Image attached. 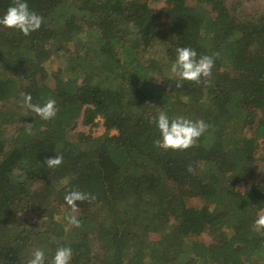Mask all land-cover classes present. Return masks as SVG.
<instances>
[{
    "label": "trees",
    "instance_id": "1",
    "mask_svg": "<svg viewBox=\"0 0 264 264\" xmlns=\"http://www.w3.org/2000/svg\"><path fill=\"white\" fill-rule=\"evenodd\" d=\"M153 1L29 0L39 29L0 26V264H29L37 249L50 264L60 246L71 264H264L253 228L264 211V10L165 0L154 12ZM12 3L0 0V15ZM179 46L213 56L211 75L176 87ZM28 93L54 99L56 116L35 117ZM159 111L209 128L187 149H162ZM80 118L105 131L73 132ZM56 154L63 162L48 167ZM73 189L96 199L73 210Z\"/></svg>",
    "mask_w": 264,
    "mask_h": 264
},
{
    "label": "clouds",
    "instance_id": "2",
    "mask_svg": "<svg viewBox=\"0 0 264 264\" xmlns=\"http://www.w3.org/2000/svg\"><path fill=\"white\" fill-rule=\"evenodd\" d=\"M44 18L32 10L29 0H13L7 10L0 15V26L19 30L24 35L39 29ZM175 60L170 65V72L173 74L175 86L180 87L181 82L199 81L202 77L211 75L214 58L209 55H199L196 49L187 46L176 48ZM23 103L41 119L49 120L56 116L58 111L56 101L48 99L43 104L32 102L31 93L25 94ZM152 122L159 131V138L155 141L156 145L162 149L184 150L192 146L209 128L203 119H189L184 116H170L166 111H159L152 117ZM63 162V156L56 154L46 158V164L50 168L59 166ZM96 197L94 194L80 190H70L66 192L64 201L75 210L77 201H92ZM69 223L79 227L81 221L75 215L68 217ZM253 228L257 232L264 231V215H258L254 220ZM73 250L71 247H57L55 254L51 258L50 264H71ZM29 264H48L45 252L37 249Z\"/></svg>",
    "mask_w": 264,
    "mask_h": 264
},
{
    "label": "rangeland",
    "instance_id": "3",
    "mask_svg": "<svg viewBox=\"0 0 264 264\" xmlns=\"http://www.w3.org/2000/svg\"><path fill=\"white\" fill-rule=\"evenodd\" d=\"M227 4L230 8H235L237 11H239L242 14L251 13L253 12L252 10H255V9L264 10V0H227ZM164 5H165V0H154L151 3V8L153 9L154 12H158L159 10L163 8ZM161 28L165 32L170 31L172 29L171 19L168 17L166 18L164 17L161 23ZM98 120L100 121V123L96 126L91 127V126L83 124L82 119L80 118L73 132L90 133L95 136L101 135L105 131V129H104L101 119H98ZM263 151H264V144H263ZM259 170L262 174H264V159L263 161L260 162ZM188 202L192 206L193 205L198 206V207L201 206V203L195 200L194 198H189ZM261 214L264 215V211H262ZM29 225L31 226L32 224L29 223ZM156 238H157L156 235H153L151 237V239H156ZM200 239L208 241L210 237L206 233V234L201 235ZM97 250H100V247H98Z\"/></svg>",
    "mask_w": 264,
    "mask_h": 264
}]
</instances>
